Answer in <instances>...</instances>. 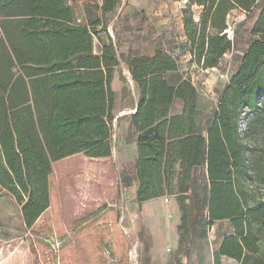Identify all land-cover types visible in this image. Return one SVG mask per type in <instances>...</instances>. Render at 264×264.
Returning <instances> with one entry per match:
<instances>
[{"label": "trees", "instance_id": "trees-1", "mask_svg": "<svg viewBox=\"0 0 264 264\" xmlns=\"http://www.w3.org/2000/svg\"><path fill=\"white\" fill-rule=\"evenodd\" d=\"M95 1L91 8L99 19L86 24L68 0H0V38L19 71L12 81L0 78V192L38 208L40 154L52 163L111 156V84L123 64L137 98L131 116L137 134L135 202L175 198L180 247L197 227L227 221L232 234L223 238L218 255L264 264V143L252 141L264 133V0H185V44L189 62L200 71L217 68L234 50L229 14L248 18L258 9L246 50L204 128L197 89L179 74L171 54H118L98 30L106 34L102 21L120 0Z\"/></svg>", "mask_w": 264, "mask_h": 264}, {"label": "rangeland", "instance_id": "rangeland-1", "mask_svg": "<svg viewBox=\"0 0 264 264\" xmlns=\"http://www.w3.org/2000/svg\"><path fill=\"white\" fill-rule=\"evenodd\" d=\"M69 2L75 15L83 16V23L99 19L91 8L98 1ZM185 4V0H120L118 9L102 21L106 34L98 31L103 43L107 44L110 38L118 54L131 52L137 56L155 48L170 53L179 74L190 77L197 89L198 121L204 128L246 50L258 9L248 18L243 13L230 14L227 33L235 37L234 50L222 58L217 68L200 71L189 62L181 21ZM94 46L98 52L100 44L94 41ZM18 74L6 43L0 38V78L12 81ZM174 77L168 78L170 83L175 81ZM113 80L111 88L117 96L113 115L128 114L113 120L112 148L125 144L122 146L128 158L132 134L127 132L121 139L118 134L115 136V127L131 116L135 89L123 64L115 70ZM173 110L178 112V103ZM244 129L245 122L241 126ZM252 141L264 143V133L260 138L255 134ZM122 154L118 150L100 160L76 155L54 163L42 161L40 154L38 208L27 206L26 198L18 204L10 195L0 192V264H125L132 242L122 229L127 228L128 217L120 221L126 214L122 208L124 204L128 206L130 199L128 190L120 192L121 181L116 176V162L123 158Z\"/></svg>", "mask_w": 264, "mask_h": 264}, {"label": "crops", "instance_id": "crops-1", "mask_svg": "<svg viewBox=\"0 0 264 264\" xmlns=\"http://www.w3.org/2000/svg\"><path fill=\"white\" fill-rule=\"evenodd\" d=\"M74 3L76 2L74 1ZM236 12L238 11H233L230 14ZM95 13L100 16L98 12L95 11ZM77 20L82 21L83 16L82 18L77 17ZM156 50L155 48L137 56H150ZM114 93L116 96L115 91ZM136 103L135 95L134 110L131 116L136 110ZM127 114L121 113L119 116L113 115V117L118 120ZM131 116L126 118L125 122L119 125L117 123V127H115V136L118 134L121 139L126 136L127 132L132 134L131 147L127 150L128 158H125V148L122 146L125 144L113 147L111 152V156L118 150L123 153V158L116 162L118 173L116 176L120 177L119 181L121 182H118L120 192H127V190L130 192L129 204L128 206L124 204L122 208L126 214H123L124 216L120 220L128 217L129 224L127 228L122 229L130 235L132 242L128 252L130 258L125 259V264H239L235 260L218 255L223 238L232 234L229 222H215L206 228L204 226L197 227L195 234L180 247L178 227L181 223V212L176 199L170 198L166 202L164 198H157L142 204L135 202L137 189L135 143L137 134L131 123Z\"/></svg>", "mask_w": 264, "mask_h": 264}, {"label": "built area", "instance_id": "built-area-1", "mask_svg": "<svg viewBox=\"0 0 264 264\" xmlns=\"http://www.w3.org/2000/svg\"><path fill=\"white\" fill-rule=\"evenodd\" d=\"M110 36H111V35H110ZM164 199H165L166 202H168V200H169L168 198H164Z\"/></svg>", "mask_w": 264, "mask_h": 264}, {"label": "water", "instance_id": "water-1", "mask_svg": "<svg viewBox=\"0 0 264 264\" xmlns=\"http://www.w3.org/2000/svg\"><path fill=\"white\" fill-rule=\"evenodd\" d=\"M135 112H136V110H135ZM135 112H134V114H135Z\"/></svg>", "mask_w": 264, "mask_h": 264}]
</instances>
